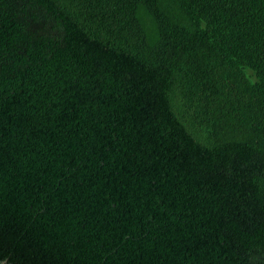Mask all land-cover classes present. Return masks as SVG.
<instances>
[{
	"label": "trees",
	"instance_id": "trees-1",
	"mask_svg": "<svg viewBox=\"0 0 264 264\" xmlns=\"http://www.w3.org/2000/svg\"><path fill=\"white\" fill-rule=\"evenodd\" d=\"M0 264H264V0H0Z\"/></svg>",
	"mask_w": 264,
	"mask_h": 264
}]
</instances>
